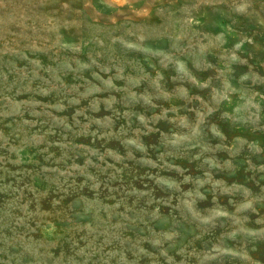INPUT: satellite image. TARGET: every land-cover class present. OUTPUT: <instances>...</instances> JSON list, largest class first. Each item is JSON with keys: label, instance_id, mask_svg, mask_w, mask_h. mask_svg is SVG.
I'll return each instance as SVG.
<instances>
[{"label": "clouds", "instance_id": "9594fccd", "mask_svg": "<svg viewBox=\"0 0 264 264\" xmlns=\"http://www.w3.org/2000/svg\"><path fill=\"white\" fill-rule=\"evenodd\" d=\"M249 26L264 0H0V264H264Z\"/></svg>", "mask_w": 264, "mask_h": 264}, {"label": "rangeland", "instance_id": "374dc122", "mask_svg": "<svg viewBox=\"0 0 264 264\" xmlns=\"http://www.w3.org/2000/svg\"><path fill=\"white\" fill-rule=\"evenodd\" d=\"M248 31L250 32H255V36L253 37V43L252 44H246L245 47V52L246 55H250L251 59L249 60V64L255 63L257 65V68H259L261 65H264V31L257 30L254 26H249ZM39 59L42 63H47V58L44 55H40ZM238 71H246V66H240ZM202 77H206L207 73H201L200 74ZM69 82L71 81V77H68ZM47 102V101H45ZM101 111L97 113V117H101L103 115H107L108 113H105L103 111V105L100 106ZM135 110L137 111H142L143 108L141 105H136ZM240 133L246 137H250L252 139H255L257 141H264V132H252L249 128L244 127L240 129ZM228 136H231L232 133L229 131L227 133ZM147 142L150 143H155L156 138L153 137H148L145 138ZM78 142H83V143H90L91 138H88L87 140L82 139L81 141ZM193 152L196 150L193 149ZM218 158L223 159L226 158V153L220 152L217 154ZM177 165L186 168L188 170V173H191L192 175H200V172L197 169V162L196 161H189V159H181L176 161ZM259 163H264V161H260L257 159H253V164L258 165ZM143 169L140 170V174H143ZM187 174V173H186ZM164 175H170V176H176V173H164ZM245 174L241 172V174H238V176L235 179H244ZM129 177H125V180L127 181ZM147 183V181H145ZM138 190H145L144 186L142 184H139V182L136 183L135 185ZM189 186H185V189H187ZM153 196L156 200H159L163 197L166 196V194L163 192V190H154ZM205 204L207 203L204 202ZM129 204H131V201H129ZM138 207H145L143 201H141L140 205ZM148 210L151 211H157L161 216H167L172 212V209L168 205H147Z\"/></svg>", "mask_w": 264, "mask_h": 264}]
</instances>
